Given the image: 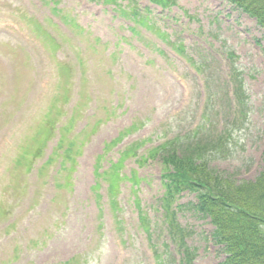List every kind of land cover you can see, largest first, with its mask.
Wrapping results in <instances>:
<instances>
[{
    "label": "rangeland",
    "instance_id": "rangeland-1",
    "mask_svg": "<svg viewBox=\"0 0 264 264\" xmlns=\"http://www.w3.org/2000/svg\"><path fill=\"white\" fill-rule=\"evenodd\" d=\"M147 1L151 3L140 0L148 4ZM170 1L163 9L164 15L174 16L166 20L171 28L158 20L151 9L153 16L143 19L150 28L142 24L145 29L130 38L131 46L116 48L111 56L105 41L107 35L116 32L109 26L112 21L104 13V6L97 5V0H87L89 4L83 0H51V5L56 7L55 15L64 19L65 26L58 29L44 20V30L76 51L82 48L80 56L92 61H80L79 69L72 70L67 92H64L59 89L61 73L57 72L56 60L45 63L43 70L33 75L30 55L34 58L33 50L39 51L44 46L46 36L42 29L33 27L31 18L22 9L27 6L35 9L32 0H0V138L4 131L0 141V174L4 168L11 170L14 167L20 152L37 146L36 134L46 121L57 122L55 132L57 128L59 130L42 150L44 156L55 157L46 170L49 175L50 171L60 167L59 149L65 151L73 144V148L81 146L82 151L69 180L65 178V171L56 179L44 173L36 198L28 204L32 213L28 215L31 224L27 229L21 211L14 207V217L6 224L14 222L15 230L22 232L15 243L24 244L28 240L38 243L35 249L22 256L18 252L14 259L7 255L0 264H54L68 259L72 260L70 264H158L159 260L155 262L151 254L153 251L159 253L163 246L168 256L173 249L179 252H174L173 260L162 258L161 264H187L180 259L183 248L171 244L158 209L162 193L159 186L160 158H148L141 165L135 164L129 159L131 157L125 159L128 160L124 163V172L136 169L139 181L131 186V191L129 183L121 184L118 199L124 222L120 237L112 224L110 204L102 207V214L98 212V202L91 190L97 180L106 186L100 177L94 175L93 166L96 155L107 150L111 153L101 162L104 166L109 155L119 158L120 150L130 142H146L145 146H138L139 153H143L144 148L194 126L200 122L199 108L206 101L203 97L207 100L211 97L208 116L214 120L213 125L218 126L217 130H222L216 118L222 122V116L225 120L238 114L234 104L225 97L226 88L231 92L229 77L232 76L234 81V70L242 83V90H245L244 114L231 127L232 155L227 159L214 156L209 158V164L232 174L237 182L252 181L261 171L264 159V58L261 51L264 32L254 19L235 9L228 0ZM11 27L19 32L11 33ZM157 30L164 32L160 38L165 44L188 53L193 58L194 68L202 75L187 76L183 61L172 60L169 55L153 48L158 42ZM245 32L257 41L261 46L259 49L251 46ZM141 40L151 46L139 53ZM228 51L234 53V59H227L225 52ZM108 72L115 83L112 85L104 80L102 88L98 80L108 79ZM204 82L210 89L207 94ZM112 86L129 89L128 99L118 104L119 109L115 110L109 106L105 108V98ZM64 94L66 101L61 102ZM132 119L143 124L137 122L126 130ZM64 124L71 125V128ZM17 172L20 180L22 168H17ZM8 182L6 178L0 183V196L3 195L0 207L12 204V200L4 195ZM56 184L65 190H60ZM98 192L103 195L101 200H108L102 189ZM87 198L91 208L86 206ZM122 199L130 203L140 200L141 208L154 224L150 238L141 235L137 228L135 206L136 213L125 202L126 214ZM192 200V195L185 194L179 202ZM178 221L191 231L186 235V242L194 249V264H218L222 253L210 239L212 227L208 220L184 209L178 212ZM98 223L101 226L95 225Z\"/></svg>",
    "mask_w": 264,
    "mask_h": 264
},
{
    "label": "trees",
    "instance_id": "trees-1",
    "mask_svg": "<svg viewBox=\"0 0 264 264\" xmlns=\"http://www.w3.org/2000/svg\"><path fill=\"white\" fill-rule=\"evenodd\" d=\"M237 2L264 25V0H260V6L258 0ZM171 142L153 149L162 153L165 167L161 179L166 198L183 190H199L198 209L210 217L215 227L213 238L225 253L220 264H264V169L255 182L235 185L231 175L210 168L209 158L229 156L219 139L194 141L184 137L180 146L172 149Z\"/></svg>",
    "mask_w": 264,
    "mask_h": 264
}]
</instances>
